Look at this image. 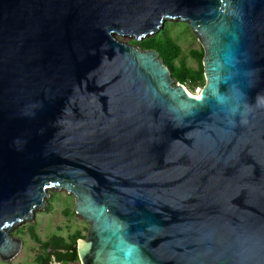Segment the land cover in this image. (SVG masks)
I'll return each instance as SVG.
<instances>
[{
    "label": "water",
    "instance_id": "obj_1",
    "mask_svg": "<svg viewBox=\"0 0 264 264\" xmlns=\"http://www.w3.org/2000/svg\"><path fill=\"white\" fill-rule=\"evenodd\" d=\"M170 20L200 95L118 38ZM48 190L90 224L80 264H264V0H0L2 260Z\"/></svg>",
    "mask_w": 264,
    "mask_h": 264
},
{
    "label": "rangeland",
    "instance_id": "obj_2",
    "mask_svg": "<svg viewBox=\"0 0 264 264\" xmlns=\"http://www.w3.org/2000/svg\"><path fill=\"white\" fill-rule=\"evenodd\" d=\"M186 26L189 25L170 20L165 22L161 32L154 36L160 35L165 29L169 30L170 36L188 56V64L197 68L198 63L192 58L191 51L200 50L202 44L192 30L185 31ZM118 38L131 45L136 42L135 38L129 36H118ZM48 193L45 208L35 212L33 222L25 221L11 232L14 238L22 241L20 252L10 261H4L0 258V264H34L35 257L44 253L39 240L47 241L53 235L68 241L69 236L80 231L84 239L87 238L90 224L76 213L74 196L64 190H48Z\"/></svg>",
    "mask_w": 264,
    "mask_h": 264
},
{
    "label": "trees",
    "instance_id": "obj_3",
    "mask_svg": "<svg viewBox=\"0 0 264 264\" xmlns=\"http://www.w3.org/2000/svg\"><path fill=\"white\" fill-rule=\"evenodd\" d=\"M185 31H191V28L186 26ZM134 45L145 50H156L169 66L177 83L186 86L192 94L196 92V89L204 88L206 85L203 47L200 50L191 51L192 58L198 63V67L195 68L188 64V56L170 36L167 29L158 36H150L141 42L136 41ZM81 239L84 237L80 231H76L69 236L68 241L55 235L47 241L39 240L44 253L35 257L34 264H79L77 245Z\"/></svg>",
    "mask_w": 264,
    "mask_h": 264
},
{
    "label": "built area",
    "instance_id": "obj_4",
    "mask_svg": "<svg viewBox=\"0 0 264 264\" xmlns=\"http://www.w3.org/2000/svg\"><path fill=\"white\" fill-rule=\"evenodd\" d=\"M201 91V88L196 89V92L193 95H198Z\"/></svg>",
    "mask_w": 264,
    "mask_h": 264
},
{
    "label": "snow or ice",
    "instance_id": "obj_5",
    "mask_svg": "<svg viewBox=\"0 0 264 264\" xmlns=\"http://www.w3.org/2000/svg\"><path fill=\"white\" fill-rule=\"evenodd\" d=\"M197 99H199V97H197Z\"/></svg>",
    "mask_w": 264,
    "mask_h": 264
},
{
    "label": "bare ground",
    "instance_id": "obj_6",
    "mask_svg": "<svg viewBox=\"0 0 264 264\" xmlns=\"http://www.w3.org/2000/svg\"><path fill=\"white\" fill-rule=\"evenodd\" d=\"M199 95H200V93H199Z\"/></svg>",
    "mask_w": 264,
    "mask_h": 264
}]
</instances>
